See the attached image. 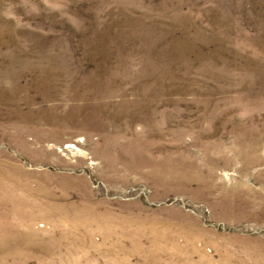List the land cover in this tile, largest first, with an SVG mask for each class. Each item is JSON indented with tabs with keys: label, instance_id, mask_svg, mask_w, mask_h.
<instances>
[{
	"label": "rangeland",
	"instance_id": "374dc122",
	"mask_svg": "<svg viewBox=\"0 0 264 264\" xmlns=\"http://www.w3.org/2000/svg\"><path fill=\"white\" fill-rule=\"evenodd\" d=\"M0 264H264V0H0Z\"/></svg>",
	"mask_w": 264,
	"mask_h": 264
}]
</instances>
